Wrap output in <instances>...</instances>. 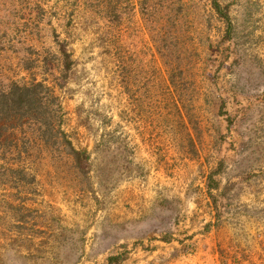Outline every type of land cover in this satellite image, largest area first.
I'll return each mask as SVG.
<instances>
[{"label": "rangeland", "instance_id": "obj_1", "mask_svg": "<svg viewBox=\"0 0 264 264\" xmlns=\"http://www.w3.org/2000/svg\"><path fill=\"white\" fill-rule=\"evenodd\" d=\"M219 1L230 42L213 0H0V75L53 86L90 155L0 171V264H264V0Z\"/></svg>", "mask_w": 264, "mask_h": 264}, {"label": "trees", "instance_id": "obj_2", "mask_svg": "<svg viewBox=\"0 0 264 264\" xmlns=\"http://www.w3.org/2000/svg\"><path fill=\"white\" fill-rule=\"evenodd\" d=\"M152 6L165 9L182 10L181 0H142L143 13L149 14ZM212 7L217 15L226 24V41H231L233 24L230 16L229 4L213 0ZM166 11V10H165ZM158 34L156 37L165 41V37ZM62 56L64 73L72 68V53L68 50L67 41H58ZM164 45V43L162 44ZM230 47V44L228 43ZM173 56V49H169ZM29 66V65H27ZM179 66V65H178ZM175 69H173L174 71ZM180 70V68H179ZM174 80V76L172 77ZM224 113L225 111L222 110ZM228 120L232 122L229 116ZM64 121L63 106L55 88L44 80L34 78L30 82H20L15 79H5L0 75V171L15 174L13 184H23L32 187L36 183V175L30 171L32 160L38 156L43 147H53L54 150L62 148L69 157L76 161V166L85 171L89 153L87 149L77 148L62 127ZM214 171L208 178L207 190L214 199L215 206L220 210L219 195L215 190L219 188L220 181L215 177ZM221 213H219V216ZM126 257L123 253L112 254L107 264H122Z\"/></svg>", "mask_w": 264, "mask_h": 264}]
</instances>
